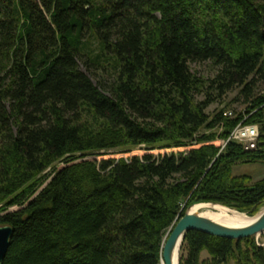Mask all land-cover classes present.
<instances>
[{"label": "trees", "instance_id": "trees-1", "mask_svg": "<svg viewBox=\"0 0 264 264\" xmlns=\"http://www.w3.org/2000/svg\"><path fill=\"white\" fill-rule=\"evenodd\" d=\"M257 78L264 0H0L3 264H162L190 206L257 215L264 179L233 168L264 163V136L214 144L241 122L264 134ZM234 89L244 112L207 113ZM260 244L189 231L179 264H264Z\"/></svg>", "mask_w": 264, "mask_h": 264}, {"label": "water", "instance_id": "water-1", "mask_svg": "<svg viewBox=\"0 0 264 264\" xmlns=\"http://www.w3.org/2000/svg\"><path fill=\"white\" fill-rule=\"evenodd\" d=\"M196 205L219 206L227 208L231 211H236L240 214H245L214 203H199L190 206L186 213L182 217L178 218L167 239H165L163 245L162 264H179L181 247L185 235L189 231H199L201 233L230 240H240L253 236L258 238L259 235L264 236V209L253 217L245 214L249 218H253L249 224L242 227H228L214 222L202 216L198 212L192 213L191 210ZM12 234L13 228L11 226L0 225V264H3L6 257ZM260 246H264V242L263 244H260Z\"/></svg>", "mask_w": 264, "mask_h": 264}, {"label": "rangeland", "instance_id": "rangeland-1", "mask_svg": "<svg viewBox=\"0 0 264 264\" xmlns=\"http://www.w3.org/2000/svg\"><path fill=\"white\" fill-rule=\"evenodd\" d=\"M192 70L195 74H197V76L203 78L204 80H208L211 81L215 75H216V68L211 64V63H193L192 65ZM104 81L107 80V78H102ZM100 78L96 77L94 78L95 83H97V81H99ZM104 92L105 88L102 87L101 88ZM238 89H234L232 91H229L227 94H225L223 96L222 99H220L219 101L215 102L214 104H212L208 109H207V113H210L211 115H214V113L224 109V110H229V111H233V113H240V112H244L246 109V105L243 102V99H238ZM255 95L256 96H260L262 94H264V80L263 79H259L257 78L256 81V88H255ZM199 99H203V97H199ZM219 130L221 131L222 128H219ZM223 140V139H218V141ZM164 152V151H162ZM113 152H111V154H107L104 156H92L89 157L91 159H120V158H125L128 159L129 157L133 156V155H143L145 153V151L143 149H137L132 153L129 154H122V153H115L112 154ZM159 152H155V155H158ZM233 175L234 176H241V175H249L252 177V183H255L259 180L264 179V163H255V164H239L237 166H235L233 168ZM16 208H13L12 210H15ZM264 209V206L260 209L259 212H261ZM258 212V213H259ZM173 228V227H172ZM171 228V229H172ZM171 229L169 230V232L167 233L165 239H167ZM258 242H264V237L261 238H256ZM203 259L208 258L207 253H203L202 256Z\"/></svg>", "mask_w": 264, "mask_h": 264}, {"label": "built area", "instance_id": "built-area-1", "mask_svg": "<svg viewBox=\"0 0 264 264\" xmlns=\"http://www.w3.org/2000/svg\"><path fill=\"white\" fill-rule=\"evenodd\" d=\"M227 117H233V111L226 110L224 113ZM264 136L262 134L260 127L258 124H245L241 122L229 135L228 139L220 140L215 142L218 147H221V151L227 146L229 143H234L242 146L244 150L251 151L256 150L259 144V139ZM184 149H175L174 152L183 151ZM172 152V150H168V153Z\"/></svg>", "mask_w": 264, "mask_h": 264}, {"label": "bare ground", "instance_id": "bare-ground-1", "mask_svg": "<svg viewBox=\"0 0 264 264\" xmlns=\"http://www.w3.org/2000/svg\"><path fill=\"white\" fill-rule=\"evenodd\" d=\"M191 212H198L202 216L228 227H242L253 220V218H249L245 214H240L236 211H231L219 206L196 205L192 208ZM261 237L264 236H258V238Z\"/></svg>", "mask_w": 264, "mask_h": 264}]
</instances>
